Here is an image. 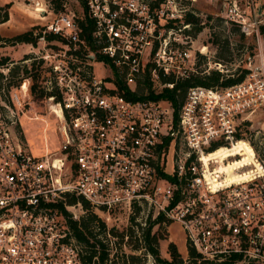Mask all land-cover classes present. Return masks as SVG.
<instances>
[{
	"label": "built area",
	"instance_id": "built-area-1",
	"mask_svg": "<svg viewBox=\"0 0 264 264\" xmlns=\"http://www.w3.org/2000/svg\"><path fill=\"white\" fill-rule=\"evenodd\" d=\"M214 1L226 22L259 36L264 4ZM202 7L203 0H28L42 21L32 32L37 43L0 61V264H86L70 220L82 228L89 210L106 225L103 240L110 220L120 229L132 218L177 221L204 259L264 264V156L240 134L247 115L264 108V55L246 57L239 81L190 84L181 95L189 76L227 71L220 61L206 66L203 29L193 34L187 20L195 14L204 24ZM31 108L29 117L54 116L58 150L46 139L42 154L28 147L21 118ZM240 139L251 158L215 171L206 154ZM71 195L78 198L70 203Z\"/></svg>",
	"mask_w": 264,
	"mask_h": 264
},
{
	"label": "rangeland",
	"instance_id": "rangeland-1",
	"mask_svg": "<svg viewBox=\"0 0 264 264\" xmlns=\"http://www.w3.org/2000/svg\"><path fill=\"white\" fill-rule=\"evenodd\" d=\"M259 4H264V0H256ZM8 3V6L5 5ZM0 6L5 8L0 9V15H3L7 11L8 18L5 21H0V34L4 36V40L0 41V57H22L23 52L20 49H23L26 46H23L24 41L17 39V35L24 31H38L41 28V20L30 11V8H27L28 0H0ZM221 3L214 0H203V7L201 8L202 19L205 21L203 24V33L200 35L204 38V42L207 46V56L205 57L206 66L208 63L213 64L216 61H220L223 65V68L227 69L224 74L238 77L242 73L243 66L247 61V56H253L254 54L264 55V31H260L259 36H245L241 34L236 26L230 22H226L222 18L221 14ZM264 23V21H263ZM262 23V24H263ZM32 36H34L32 34ZM36 36V35H35ZM39 37H37L38 40ZM36 40V41H37ZM35 44L36 45V42ZM200 41V40H199ZM21 44V45H19ZM256 59V57H255ZM255 61V60H254ZM97 73L102 74L101 70H98ZM34 108L26 111V115H23L21 118V124L24 131V140L26 141L28 147L31 151L38 155L44 152V139L48 149L58 150L59 136L56 133V121L54 116H47L44 113L39 114L38 118H32ZM244 125L240 129V134L244 137H248L251 141V144L259 151L261 156H264V108L257 109L249 116L247 115ZM48 119L46 124L45 119ZM246 142V140L240 139L239 142ZM248 146H244L239 151L243 154H246L248 158H251L253 148L246 142ZM239 154L236 153V150L232 152L231 155ZM230 156V155H229ZM228 157V156H227ZM215 169H220L219 160ZM244 156L239 155L238 157L229 158L228 163H239L244 161ZM223 161L227 163L224 159ZM232 170V168L227 169V171ZM218 171V170H217ZM220 171V170H219ZM223 172V170H222ZM113 220L109 221V226L114 227L118 230L120 228L115 227ZM113 224V225H112ZM120 227H124L120 224ZM129 224L126 225L123 229L127 232ZM159 230V234L163 236L158 239L159 251L161 256L170 258L168 252V242L173 241L176 244L177 249L181 255L186 258L187 253H185V244L187 242L185 239V233L181 228L180 224L177 221H172L169 225L164 228H159L157 225H153L152 231ZM124 231V232H125ZM141 230L134 231L132 236L124 235L121 239V236L113 235L107 237V242L110 244L112 241L113 249L110 251V257L113 259V262H119L122 264L121 255L134 254L135 256H142L144 259V264H155L154 257L145 252L142 253V249H133L131 245L136 243V236L140 234ZM138 243H143L142 239L138 240ZM184 252V253H182ZM130 264H139L138 258L134 257L130 259Z\"/></svg>",
	"mask_w": 264,
	"mask_h": 264
},
{
	"label": "trees",
	"instance_id": "trees-1",
	"mask_svg": "<svg viewBox=\"0 0 264 264\" xmlns=\"http://www.w3.org/2000/svg\"><path fill=\"white\" fill-rule=\"evenodd\" d=\"M8 6V3L5 4ZM5 8L4 6H0V9ZM8 18L7 16V11L4 12L3 15H0V21H5ZM223 18V17H222ZM187 20L193 22L194 29H193V34H195L197 31L201 29L203 26L202 23H200V17L195 15V14H189L187 16ZM91 25L90 20L88 25H84V28H89ZM236 26V25H235ZM236 28L239 30V28L236 26ZM261 30L264 31V23L261 25ZM240 31V30H239ZM241 34H243L240 31ZM17 39L20 41L24 42H33L37 40L38 36H32V31H24L20 34H18ZM48 38H53L55 37V34L49 33L47 34ZM4 40V36L0 34V41ZM6 59H8V56H2L0 57V61L4 62ZM242 73L238 77H232L229 75L224 74L226 71H219L217 69H211L209 72H205L203 74H195L189 76L187 79H185L181 84L183 85V88L181 89L180 94L182 95L184 93V88L187 85L190 84H201V85H215V84H223V85H228L231 83H234L236 81H239L242 79V77L245 75V72L247 71V68L243 66ZM169 92H166L165 94H168ZM243 146H248L249 145L242 141L239 142L238 144H235L232 149H226V148H219V149H214L208 158H216L219 160V167L220 171L226 169L233 168L236 166V164L242 163V162H237V163H225L223 159L229 155L232 154L233 151L236 150V153H239L244 156V159L247 160L249 159L246 154H243L240 152L238 148H241ZM253 153V152H252ZM251 157V156H250ZM244 160V161H245ZM78 197L71 195L68 197V201L74 202L77 200ZM81 202L83 203L84 206H86V202L84 199L80 198ZM160 219V218H158ZM132 225H129L127 228V232L124 229H116L114 227H109L108 232L111 235L121 236V239L124 235L132 236L134 234V231L141 230L139 236L137 234L136 236V243H133L131 247L133 249H142V253L144 254L145 252L150 253L154 257L155 264H215L212 261H209L207 259H204L202 255L190 244L187 243V257L184 258L179 250L176 247V244L173 241L168 242V252L170 254V258H166L161 256L160 251H159V245H158V239L162 238L159 234V230L152 231V227L156 220H152L150 218L146 219V223L144 225L140 224L139 222H136L134 218L131 219ZM81 224L82 228H79L77 226V221L76 220H70L71 226L74 228V234L75 237L83 244L84 251L81 255L82 260L86 264H121L119 262H113V259L110 257V251H109V245L107 242V239L103 240L99 238V235H102L103 238H106V225L105 223L98 218L96 213L92 211H87L85 215H83L79 221ZM94 226L98 227V230H94ZM159 228H166L162 224L158 225ZM125 231V232H124ZM135 235V234H134ZM90 238L92 240H90ZM142 239L143 243H138V240ZM143 256V255H142ZM142 256H135L134 254H126L123 253L121 255L122 259V264H130V259L136 257L139 260V264H144L143 260L144 259Z\"/></svg>",
	"mask_w": 264,
	"mask_h": 264
},
{
	"label": "crops",
	"instance_id": "crops-1",
	"mask_svg": "<svg viewBox=\"0 0 264 264\" xmlns=\"http://www.w3.org/2000/svg\"><path fill=\"white\" fill-rule=\"evenodd\" d=\"M1 5V4H0ZM23 44V46H26V47H24L23 49H20V51L21 52H25V51H27L28 50V47H29V43L28 42H26V43H22ZM19 45H21V44H19ZM14 57V56H13ZM185 253H187V246H186V244H185V251H184ZM184 252H182V253H184Z\"/></svg>",
	"mask_w": 264,
	"mask_h": 264
},
{
	"label": "bare ground",
	"instance_id": "bare-ground-1",
	"mask_svg": "<svg viewBox=\"0 0 264 264\" xmlns=\"http://www.w3.org/2000/svg\"><path fill=\"white\" fill-rule=\"evenodd\" d=\"M235 144H237V143H235ZM235 144H234V145H235ZM234 145H233L232 147H230V148H228V147H224V146H221V147H218L217 149H219V148L232 149V148L234 147ZM243 147H244V146H243ZM251 148H252V147H251ZM217 149H216V150H217ZM252 150H253V149H252ZM213 151H215V150H213ZM213 151L209 152V154H206L205 159L208 158L209 155H210ZM217 170H218V172H220L219 169L216 168L215 171H217ZM221 171H222V170H221Z\"/></svg>",
	"mask_w": 264,
	"mask_h": 264
}]
</instances>
